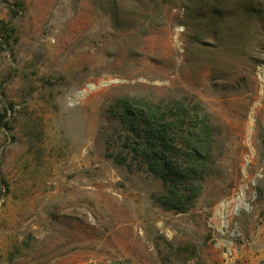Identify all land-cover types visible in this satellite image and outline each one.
Here are the masks:
<instances>
[{
    "label": "rangeland",
    "instance_id": "obj_1",
    "mask_svg": "<svg viewBox=\"0 0 264 264\" xmlns=\"http://www.w3.org/2000/svg\"><path fill=\"white\" fill-rule=\"evenodd\" d=\"M246 63L264 65V0H0V264H264V122L240 159L215 97ZM124 97L203 105L213 162L183 201L108 154Z\"/></svg>",
    "mask_w": 264,
    "mask_h": 264
},
{
    "label": "trees",
    "instance_id": "obj_2",
    "mask_svg": "<svg viewBox=\"0 0 264 264\" xmlns=\"http://www.w3.org/2000/svg\"><path fill=\"white\" fill-rule=\"evenodd\" d=\"M114 109L122 127L129 130L123 144L127 152L124 155L115 153L111 143L108 154L115 161L128 162L130 166H142L146 162L166 184L171 182L164 201H183L186 186L194 183L188 174L197 169L204 173L207 163L213 162L212 127L203 105L196 102L189 106L175 101L164 106L142 97H124L117 99ZM2 117L1 114L0 124ZM188 134L190 137L182 147V137ZM184 162L187 164L183 165Z\"/></svg>",
    "mask_w": 264,
    "mask_h": 264
},
{
    "label": "bare ground",
    "instance_id": "obj_3",
    "mask_svg": "<svg viewBox=\"0 0 264 264\" xmlns=\"http://www.w3.org/2000/svg\"><path fill=\"white\" fill-rule=\"evenodd\" d=\"M181 39L179 38L178 42H180ZM246 80L244 82V86H242L240 89H238L236 92L235 90H228L224 93L220 92L218 95H215V97L222 98L224 96L227 97L226 100L230 101L229 106L225 109V118L231 123L234 124V136L238 141V149H240V159L242 158L243 150L247 151V141L249 140V145L252 148V151L257 153V148L255 147V138L256 135L259 132L260 123L264 122V89L262 93L263 97V103L260 106L253 105V101L255 102V99L259 98L258 93V78L256 75V72L259 73L260 79L264 81V65L257 68V66L250 65L249 63H246ZM243 68V67H242ZM242 68L239 70L241 71ZM256 69V71L254 70ZM259 70V72H258ZM178 74L180 76L181 69H178ZM230 84V82H229ZM261 130V129H260ZM264 130V129H263ZM257 167V163L254 161L252 157V168L254 169ZM137 223V222H136ZM136 225V224H135ZM227 224L224 223V227H226ZM137 241H139V245L143 249L145 253H148L146 251V244L144 243V240L142 238H137ZM149 254V253H148ZM149 256V257H148ZM147 257L148 261L153 264V257L151 254H149Z\"/></svg>",
    "mask_w": 264,
    "mask_h": 264
}]
</instances>
